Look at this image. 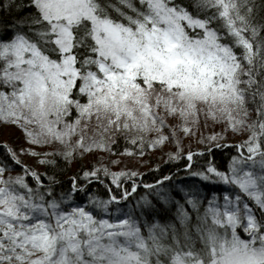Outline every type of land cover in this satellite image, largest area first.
I'll return each mask as SVG.
<instances>
[{"label": "snow or ice", "instance_id": "obj_1", "mask_svg": "<svg viewBox=\"0 0 264 264\" xmlns=\"http://www.w3.org/2000/svg\"><path fill=\"white\" fill-rule=\"evenodd\" d=\"M15 131L19 151L0 142V264H264V0H0V135ZM169 145L164 163L221 190L100 163L57 193L55 174L20 158L52 167ZM166 182L184 203L150 223L159 210L135 195L170 204Z\"/></svg>", "mask_w": 264, "mask_h": 264}, {"label": "trees", "instance_id": "obj_2", "mask_svg": "<svg viewBox=\"0 0 264 264\" xmlns=\"http://www.w3.org/2000/svg\"><path fill=\"white\" fill-rule=\"evenodd\" d=\"M219 128L222 129V126L221 127L219 126ZM207 134L208 133H206V135ZM17 137H20V138L17 139ZM17 137L10 139V137H8V136L7 137L0 136V142L7 140L18 151L17 147H19V146H17V142L23 144V139L21 136H17ZM227 137H229V138H227V142H230L228 139H230L231 137H237V140H235L234 142H239L242 139H246L247 133L236 135V134L229 132L227 134ZM230 143H232V142H230ZM123 144H124V142H123V140H121L120 141V145H121L120 150L121 151H123ZM189 146L191 147V149L193 151L202 147V145H200L198 143L194 144L191 141H188V142L184 141L185 151L188 150ZM45 150H50V149H45ZM173 150L168 149L166 151L163 150V152L160 150H154V151L150 150L144 156L148 159V160H145V162L152 164L148 169L143 170V173H145V175L143 177L144 182L154 183V181L156 179H160L163 175L176 174L178 177L184 178L182 183L184 186H187L188 188H190L193 184H195L201 188L202 192H206L209 195L213 191H220L221 190V188L223 186L211 185V184H202L200 181H198L194 178H185L186 174L184 173L183 168H184L186 161H184V160L164 163V161L167 160V157L164 155V152L173 151ZM155 151H159V152H155ZM232 154H235V149H230L228 151L227 155H225L223 153H218L216 156L217 162L223 163L226 166L227 160L230 157V155H232ZM90 155L91 154H86L83 159L77 157L76 159H74L73 161H71L70 163H67V164L63 161V159L58 158V164L56 166L49 167V166L40 164L41 168L37 171L42 172V173L47 171L48 175L55 174L56 180L59 181V184L56 187V191H57V193H59L61 191H65V190L70 189L71 178L74 175H77L81 168L90 169L92 167V165H94V164L98 165L97 162H99V161H98L97 157L94 160H92L93 158L92 159L90 158V160L86 161L87 157ZM138 158H140V157H138ZM9 163H11V162L9 161ZM100 163H102V162H99V164ZM157 165L160 166V171H158V172L151 171V169L156 168ZM111 169L114 171L117 170V169H114L113 167ZM20 171L21 170L17 167L14 169L13 172H10L9 174L16 175V174L20 173ZM28 182L32 186H35L34 181H32L31 178L28 179ZM44 182L47 183V180H45ZM80 183L83 184V181H80ZM164 189L166 190V192L171 193L172 202L170 204H163L162 202H160L157 199L154 192H151V193L147 192L145 189H143V187L138 189V193L135 195V199H139L140 196L148 195V198L152 201V203L154 205H156L157 209L159 210L157 215L148 216L147 219L150 223L155 222V220H159V222L161 224L174 222L175 217H176V212H177V206H176L175 202L179 201L181 204L184 203L183 193H181L178 189L175 191H172L171 186L167 182L164 185ZM88 190L94 191L97 195H99L101 197L105 196V189L100 184L93 183L89 186ZM76 199L80 203L84 202V198L82 196H80L79 194L77 195ZM132 203H135V200H133Z\"/></svg>", "mask_w": 264, "mask_h": 264}, {"label": "rangeland", "instance_id": "obj_3", "mask_svg": "<svg viewBox=\"0 0 264 264\" xmlns=\"http://www.w3.org/2000/svg\"><path fill=\"white\" fill-rule=\"evenodd\" d=\"M221 130L222 129H220L219 126H214V127H209L208 129H206L204 131H205V134L206 133L210 134L213 131L220 132ZM0 136L7 137L5 135H0ZM17 136H21V135L18 131H15L14 136L10 137V139H12L14 137L16 138ZM227 138H229V137H227ZM228 140L230 142H234L235 140H237V137H231ZM185 141L188 142L189 140L186 139ZM191 142H193L194 144L196 143L195 140H191ZM17 146H19V147H17L18 151H19V148L21 146H25L24 140H23V144L17 142ZM168 149L173 150V148L169 145V146L165 147L164 151H166ZM155 152H159V151H155ZM96 157H97L99 162L107 164L109 167H111V168L113 167L114 169H117V170H119L120 168H123L127 165L128 167L135 168V169H138L140 172H143V170L148 169L152 165V164H149L148 162H145V160H148L146 157L138 158V157H127V156H111L108 153H100V152L91 154L90 156L87 157L86 161L90 160V158L91 159L93 158L92 160H94ZM20 158L26 164L31 165V167H33L36 170H39L41 168L40 164L36 163V159L33 157L22 155ZM115 159H119L121 161V163L119 165L111 164L110 161L115 160ZM99 162H97V164H99ZM13 171H11V172H13Z\"/></svg>", "mask_w": 264, "mask_h": 264}]
</instances>
